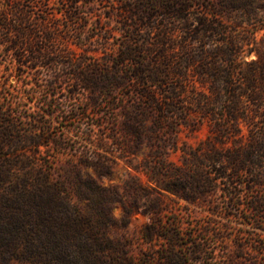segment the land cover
Wrapping results in <instances>:
<instances>
[{
	"label": "trees",
	"instance_id": "trees-1",
	"mask_svg": "<svg viewBox=\"0 0 264 264\" xmlns=\"http://www.w3.org/2000/svg\"><path fill=\"white\" fill-rule=\"evenodd\" d=\"M52 1L66 7L65 30ZM0 3V42L19 75H48L42 112L21 107L9 77L0 83V264H264V0ZM65 83L69 100L87 95L75 117L91 119L92 144L57 170L37 162L42 147L64 146L45 116L61 110ZM66 113L62 122L75 119ZM203 129L196 144L182 138ZM117 159L146 177L127 183L129 205L94 176ZM197 208L207 211L198 220ZM135 210L148 217L140 235L116 233ZM218 215L263 232L230 236Z\"/></svg>",
	"mask_w": 264,
	"mask_h": 264
},
{
	"label": "rangeland",
	"instance_id": "rangeland-1",
	"mask_svg": "<svg viewBox=\"0 0 264 264\" xmlns=\"http://www.w3.org/2000/svg\"><path fill=\"white\" fill-rule=\"evenodd\" d=\"M2 5V3H0ZM90 3L86 4L82 10H84L83 14H88L90 18V22L87 25V32L91 30L92 26L94 25L93 21L97 18L95 12H90L91 9ZM105 8L101 7V5L97 4L95 6V11H103ZM66 10L65 5L63 6L62 3L57 1L56 5H54V1L51 2V8H49L48 12L52 15H55L56 18H61L58 20H53V24L60 25V28L65 30L67 19L64 16L63 12ZM66 31H63V34ZM263 31H261L262 33ZM65 45L69 46L70 48H74L77 50H82L79 45H76L73 40L65 41ZM4 43L0 42V83L4 85V80L9 77L7 87L13 93L19 95L22 100V104L25 110L28 112H42L41 108H45L42 105V100L40 99L42 94L45 93L47 90L46 83H47V71L44 69L36 70V69H26V72L23 75H19L21 71H17L16 61L13 58V55L6 52L4 50ZM254 56V54H253ZM12 75V76H9ZM23 78H25L28 82L27 85L23 84ZM37 82L39 85L35 86L34 89L31 88L33 84ZM67 83L58 87V90L61 91V100L63 105H59L61 108L60 111H57L55 115H46L45 119L48 125L53 127V134L54 138L60 139L64 142V146L62 148H58L55 142L51 143V146L47 149L46 147H42L40 150V159L37 162L39 166H42L46 162H48L53 167L57 168V170H62L65 166L69 165L70 163H77L79 161V156L82 152L87 150L86 145L91 146L92 143L86 139L85 131L87 128L92 129L91 119H84L82 117H75V113L77 111H82L85 107L87 95L85 92H81L77 95L76 99L69 100V95L67 93L66 87ZM25 87H27V91H25ZM64 88V89H63ZM28 94L31 95V99L28 98ZM13 101V106H16L18 102L16 99ZM19 100V99H17ZM43 106V107H42ZM67 112V113H66ZM63 113L70 114V116H74L75 119H71L70 121L62 120ZM34 121L27 120L25 121V126H30L33 124ZM96 131L98 129L96 128ZM206 129L199 131L195 134L186 135L183 134L182 138L196 144L199 139L204 138L206 136ZM96 135L92 138L95 139ZM48 150V151H47ZM8 153L10 151H7ZM3 152H0L2 155ZM8 158H17V154L15 155H8ZM3 163V160L0 159V164ZM46 165V164H45ZM88 171L93 173L91 168H87ZM138 174L141 176L143 180H146L145 175L138 173L132 166L127 164L122 159H117V162L113 165V172L108 176H94L104 185L113 186L115 187L123 196V200L125 204H130L129 195L126 192V185L128 182L132 181L133 176ZM221 200V199H220ZM80 206L85 205V201L76 200ZM113 214L115 217L120 218L123 213L124 209L121 204H115L112 209ZM207 211H203L201 208H197L193 212V219L198 220L199 218L203 217ZM217 219V226H225L227 224L229 226V233L230 236H235L239 233L240 228H250L251 232L258 233L263 232L260 229L252 227V225L245 226L235 217H225L222 215L215 216ZM148 221V217L144 215L141 211L135 210L130 216V223L126 228L117 229L115 230L116 233H124L129 238L136 239L140 233L141 229L144 224ZM216 252L218 254V258L220 259L221 253L223 252V246L219 245V242L215 244ZM137 247L134 245L133 252L137 253ZM9 264H25L21 263L18 260H12Z\"/></svg>",
	"mask_w": 264,
	"mask_h": 264
}]
</instances>
